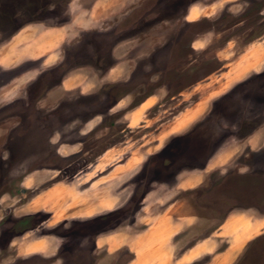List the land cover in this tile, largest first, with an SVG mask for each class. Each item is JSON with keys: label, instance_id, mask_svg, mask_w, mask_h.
<instances>
[{"label": "rangeland", "instance_id": "obj_1", "mask_svg": "<svg viewBox=\"0 0 264 264\" xmlns=\"http://www.w3.org/2000/svg\"><path fill=\"white\" fill-rule=\"evenodd\" d=\"M171 199V264H264V0H0V264L174 261Z\"/></svg>", "mask_w": 264, "mask_h": 264}, {"label": "crops", "instance_id": "obj_2", "mask_svg": "<svg viewBox=\"0 0 264 264\" xmlns=\"http://www.w3.org/2000/svg\"><path fill=\"white\" fill-rule=\"evenodd\" d=\"M97 16V15H96ZM89 22H94V21H97V17L96 18H90L88 19ZM64 40H62V38L60 39V41L58 42V44L62 43ZM30 57V56H28ZM26 58V57H25ZM153 94L152 92L150 93H146L145 96H143L144 98L140 99V106L142 104L145 103L146 100L150 99L151 97H153ZM172 136V135H170ZM175 189H179V190H182L183 187H181V184L180 182L179 183H176L175 186H174ZM183 202L180 201V200H172L171 201H168L164 204L161 205V210H159V216H162V215H166L167 217H169L171 214V217H173L172 219V222L169 220L167 221L166 223H164L163 225L160 224V223H157L155 225L154 228H156V233H161V234H168L165 236L166 239H171V242L169 244L165 243L162 245H160V247H158V250H157V255L158 254H161L162 255H170V256H174V261H173V258L172 260L169 258V261L168 262H165L163 264H171L172 262H175L177 263V261L180 259L177 257H175L176 255V251L173 249V244H172V240L174 239L175 235H177L178 233H181L183 232L184 230H186V228H188L189 226H191L192 224H194V222H199L197 221L198 220V215L197 214H193L192 212L190 213H186V211L183 209ZM146 208V205H142V217H146V213L145 212V209ZM152 215L154 216H157V212H154ZM193 217H195V219H197L196 221H193ZM191 219V220H190ZM144 224H146V222H144ZM198 224V223H197ZM178 226H179V230H178ZM146 229H148V227L145 228L144 231V235H142V237H145L147 234L145 231H147ZM141 233V232H139ZM140 238H141V235L140 234H137ZM165 240V239H164ZM196 246V244H193L191 247H194ZM190 249V248H188ZM202 252V251H201ZM164 253V254H162ZM186 251H183L180 253V257H183L185 255ZM169 256V257H170ZM136 259V255L134 254L133 255V258L127 263V264H131L134 260ZM187 262V261H186Z\"/></svg>", "mask_w": 264, "mask_h": 264}, {"label": "bare ground", "instance_id": "obj_3", "mask_svg": "<svg viewBox=\"0 0 264 264\" xmlns=\"http://www.w3.org/2000/svg\"><path fill=\"white\" fill-rule=\"evenodd\" d=\"M258 221H259V220H258ZM260 221H261V220H260ZM255 224H256V223H255ZM259 225H261V224H257L256 226H259ZM256 228H257V227H256ZM260 228L262 229V226H261ZM244 232H245V230L242 231V234H244ZM245 233H248L249 235H250V233L252 234V232H251L250 229H249V231L246 230ZM242 234H241V235H242ZM239 238H240V237H239V234H238V235H235V237H234L235 242H234V243H237V240H238ZM248 238H249V237H248ZM250 238H251V237H250ZM235 245H236V244H235ZM240 246H241V245H240ZM234 248H235V247H234ZM238 248H239V247H238ZM231 249H233V248H231ZM236 249H237V248H236ZM230 251H231V250H230ZM233 252H235V251H233ZM193 254H194V251H192V253H189V254H188L189 256H185L183 260L186 261V259L190 258ZM231 254H232V253H231ZM231 254H230V255H231ZM233 254H235V253H233ZM228 256H229V255H228ZM230 257H231V256H230ZM230 257H229V258H230ZM191 258H192V257H191ZM231 258H232V257H231ZM221 259H222V257H221ZM227 260H228V259H227ZM227 260H225V259L223 258L221 261L219 260L220 262H219L218 264H223L224 261H226L227 263L230 262V260H229V261H227ZM215 264H216V263H215Z\"/></svg>", "mask_w": 264, "mask_h": 264}, {"label": "flooded vegetation", "instance_id": "obj_4", "mask_svg": "<svg viewBox=\"0 0 264 264\" xmlns=\"http://www.w3.org/2000/svg\"><path fill=\"white\" fill-rule=\"evenodd\" d=\"M175 186V185H174Z\"/></svg>", "mask_w": 264, "mask_h": 264}]
</instances>
